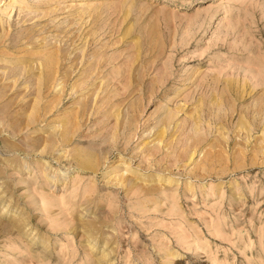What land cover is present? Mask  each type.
<instances>
[{"label":"rangeland","instance_id":"rangeland-1","mask_svg":"<svg viewBox=\"0 0 264 264\" xmlns=\"http://www.w3.org/2000/svg\"><path fill=\"white\" fill-rule=\"evenodd\" d=\"M0 264H264V0H0Z\"/></svg>","mask_w":264,"mask_h":264},{"label":"bare ground","instance_id":"bare-ground-1","mask_svg":"<svg viewBox=\"0 0 264 264\" xmlns=\"http://www.w3.org/2000/svg\"><path fill=\"white\" fill-rule=\"evenodd\" d=\"M66 172V171H65ZM147 191V190H146ZM32 239V238H31Z\"/></svg>","mask_w":264,"mask_h":264}]
</instances>
